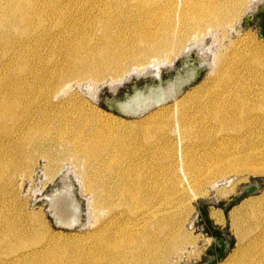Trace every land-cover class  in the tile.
<instances>
[{
    "label": "bare ground",
    "instance_id": "bare-ground-1",
    "mask_svg": "<svg viewBox=\"0 0 264 264\" xmlns=\"http://www.w3.org/2000/svg\"><path fill=\"white\" fill-rule=\"evenodd\" d=\"M33 1L7 0L6 13L27 25L32 20L42 23L49 14L44 9L47 1ZM248 1L140 0L130 15L121 13L124 25L113 24L102 12L88 13L99 33L87 52L79 53L73 46L69 50L73 62L50 69L52 75L46 77L38 74L40 69L30 68L1 92L0 129L10 142L11 159L19 162L24 153L39 152L47 180L58 170L60 160L69 161L90 195L93 222L85 234L51 232L44 237L41 229L34 233L2 215L3 208L0 264H169L170 249L163 247L169 239L159 237L160 224L165 226L172 212L170 179L181 185L177 173L187 168L188 159L200 157L204 165L222 174H264V163L249 162L251 158L243 154L250 141L264 142V41L238 27L243 12L254 6L253 0ZM209 35L211 44L217 45L214 52L207 44ZM45 37L39 33L29 41ZM53 39L59 38L54 35ZM189 46L212 50V71L171 104L160 105L139 119H123L85 105V100L77 104L69 95L67 80L72 75L76 80L109 78L119 83L133 73L157 71ZM182 83L135 94L121 111H142L175 94ZM8 119L10 125L4 123ZM224 157L236 161L229 159L226 165ZM7 167L0 160V183ZM221 185L225 183L214 187ZM2 188L0 184V193ZM227 193L222 188L214 190L216 195ZM67 195L62 190L52 204L63 223L71 221ZM208 216L214 224L223 221L217 209H209Z\"/></svg>",
    "mask_w": 264,
    "mask_h": 264
},
{
    "label": "rangeland",
    "instance_id": "rangeland-1",
    "mask_svg": "<svg viewBox=\"0 0 264 264\" xmlns=\"http://www.w3.org/2000/svg\"><path fill=\"white\" fill-rule=\"evenodd\" d=\"M44 1H47L44 9L49 13L46 20L42 23L32 20L31 25H27V22L20 20L19 17L13 19L8 16L6 13L7 0H0V90H3L0 94H3L1 92L6 91L19 76H22V73L30 68L31 70L40 69L42 72L38 74L46 77L52 75V73L49 74L50 69L53 70L66 62H73V52H69L73 46L77 47L79 53L87 52L97 40L95 34L99 33L96 24L90 20L89 14L98 15L102 12L112 19L113 24L124 25L125 17L121 13L126 12V15H130V12L135 11L140 0ZM253 1L254 6L246 18L250 27L242 28L239 25L238 27L242 32H251L259 40L257 30L264 34V0ZM24 2L26 0H19V3ZM49 2H53V5ZM54 8L56 9L53 10ZM249 9L243 12L240 22L243 21ZM113 30L117 31V28L114 27ZM39 33H43L46 37L43 40L29 41L30 37L32 39ZM50 35L53 37L56 35L59 39L55 41ZM207 37L206 40L210 42L207 44L214 52L217 45L211 44L210 35ZM261 39L264 41L263 38ZM65 45H70L67 46L68 53L65 52L67 50ZM206 49L189 46L185 52L172 59V63L160 65L158 77L151 73L147 74V72L133 73L130 78H124L118 81L119 83H112L109 78L100 81L76 80L72 75L67 80L71 85L69 95H74L77 104L85 100V105L92 104L118 117L128 119L113 110L123 109L124 107H121L123 103L135 94H147L150 89L164 88L167 85L175 86L177 83L183 82L184 84L187 80H192L191 85L180 93L178 96L180 97L184 92L205 80L213 67L211 65L213 64V52ZM148 71H155V69L150 68ZM115 85L119 86L113 89ZM173 100L164 105L171 104ZM71 107H73V100ZM4 123L10 125L11 120H5ZM5 135V132L0 129V160L8 164L0 183L3 185L0 193V208H2L0 211L3 213V208L5 209L2 215H7L19 226H26L33 231L41 229L40 232L44 237L51 232H62L63 234L90 232V224L93 222V215L90 214L91 210L88 207L90 195L84 192L78 177L72 172L70 162L60 160L56 167L58 170H55L54 176L47 180L43 174L45 162L39 157V152H32L29 156L24 153L21 160L17 162L11 159L10 142ZM262 151H264V142H257L254 139L250 141V144H246L243 154L251 158L249 162L264 163ZM31 155L34 157L29 158ZM229 159L236 161L235 157H224L222 163L226 164ZM185 164L187 168H180L177 173L178 181L184 185V188L180 187L177 180L170 179L172 202L169 205L172 212L168 223L165 226L160 224L162 228L159 237L162 236L165 241L169 239V243L163 246L164 249H170V256L167 259L169 264H200L207 258L206 250L211 245V238L208 241L207 237L197 229L195 216L197 200L215 199L217 201L216 205L207 206L206 209L209 211L214 208L221 212L223 221L215 225L224 229L226 222L223 207L239 194L243 185L249 184L254 178L264 177L263 173H232L230 171H226L225 174L217 173L213 167L204 165L200 157L190 158ZM158 181H160L159 178ZM167 181L169 182V179ZM222 182L225 185L214 187L216 183ZM165 183L166 179L163 184ZM64 188L68 190L66 207L77 210L78 218L73 230L53 226V221L47 213L51 197ZM165 188H168V183ZM216 188L228 190V193L216 195L214 194ZM167 204L165 205L169 206ZM38 213L42 214L41 219ZM227 216V236L231 238V243L229 253L221 264H264V188L256 195L246 197L232 207ZM42 241L45 242V239L43 238ZM30 246H35V244H30Z\"/></svg>",
    "mask_w": 264,
    "mask_h": 264
},
{
    "label": "water",
    "instance_id": "water-1",
    "mask_svg": "<svg viewBox=\"0 0 264 264\" xmlns=\"http://www.w3.org/2000/svg\"><path fill=\"white\" fill-rule=\"evenodd\" d=\"M251 9L246 12L245 17H243V21L239 23V26L242 28H247L249 26V22L246 20L248 15L251 13ZM257 34L260 38L264 39V34H262L260 31L257 30ZM202 64V63H201ZM153 74L155 77L159 76V69L156 71H147V74ZM130 78V77H129ZM193 81H186L184 84L181 85L179 91H177L175 94L169 96L166 99H162L150 106H148L146 109L139 111L137 113H127L124 111H121L120 109L118 110H113L116 111L120 116L125 117V118H138L141 115L155 109L156 107L160 105H164L166 103H169L172 99L175 97H178L182 91L189 87ZM162 87H158L155 89H160ZM149 92V91H148ZM264 188V177H258L254 178L252 182L249 184L243 185L240 189L239 194L234 197L230 203H228L225 207H223V214L225 217V228H221L219 226H216L214 222L209 218L208 216V211L206 209L207 206H214L217 204V201L215 199H210V200H202L199 199L196 202V207H197V213H196V223H197V229L203 233L206 237L211 238V245L210 247L206 250V255L207 258L204 262L200 264H219L222 262L226 256L229 253L230 250V243H231V238L227 236V226H228V216L227 213L229 210L237 205L240 201L245 199L246 197L254 196L256 195L261 189ZM48 216L50 219L53 221V226L59 227L61 229L65 230H73L74 225L69 226V225H62L56 222L55 217L51 214L50 210H47Z\"/></svg>",
    "mask_w": 264,
    "mask_h": 264
},
{
    "label": "flooded vegetation",
    "instance_id": "flooded-vegetation-1",
    "mask_svg": "<svg viewBox=\"0 0 264 264\" xmlns=\"http://www.w3.org/2000/svg\"><path fill=\"white\" fill-rule=\"evenodd\" d=\"M141 94H143V93H141ZM130 99H131V98H130ZM130 99H128L127 101H125V102L123 103V107H124L123 110L126 109V105H127V103L130 101ZM124 105H125V106H124ZM120 110H122V109H120ZM64 190H65V191L67 192V194H68V190H66V188H64ZM61 191H62V190H60L58 193L54 194L53 197H51V199H50V204H49L48 209L50 210V212L52 213V215L55 217L56 222L61 223V224H70V225H74V223L77 221V218H78L77 210H76L75 208H73V209H68V212L71 213V221H70V223H63V222H61L60 218H59L57 215H55V213H54L53 206H52V204H53V200H54L55 195L60 194ZM71 203H72V202H71ZM71 205H72V204H71Z\"/></svg>",
    "mask_w": 264,
    "mask_h": 264
}]
</instances>
